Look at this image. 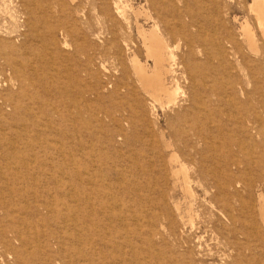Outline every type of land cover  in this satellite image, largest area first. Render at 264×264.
Here are the masks:
<instances>
[{"label": "rangeland", "instance_id": "obj_1", "mask_svg": "<svg viewBox=\"0 0 264 264\" xmlns=\"http://www.w3.org/2000/svg\"><path fill=\"white\" fill-rule=\"evenodd\" d=\"M117 2L123 4L127 19L115 13L113 0H0V94L17 92L24 82L31 92H38L40 102L58 104L64 100L71 105L79 98L81 109L80 125L69 126L74 144L61 142L65 151L73 145L71 150L77 155L74 164L66 167L54 158L60 143L54 139L48 151L42 149L45 159L14 165L0 157V166L53 180L50 195L58 190L60 199L67 198L63 196L64 185L75 189L82 184L81 179L91 183H84L91 203L85 208L90 234L83 236L82 245L77 240L83 233L75 224L64 222L61 216L53 220L55 216L46 210L35 209L32 199L27 201L28 212L22 217L31 219L36 227L30 234L31 248H27L31 256L23 253L21 264H264V235L261 239L245 236L222 212L226 202L236 205L239 195L250 201V195L237 187L221 191L213 181L223 184L226 178L236 183L259 175L264 179V171L257 167L259 157L264 160V148L259 147L264 142V113L259 94H255L263 80V71L258 68H264V41L247 9L251 0H150L148 5L145 0ZM139 6H149L157 15L159 32L171 43L178 37L171 38V33L190 36L194 59L200 64L197 67L194 61L195 67H189L185 74L188 80H181L177 102L157 107L154 114L148 109L146 95L130 93L137 76L128 61L126 43H133L139 59L146 60L134 18ZM245 19L255 31L257 51L244 41L241 24ZM138 20L145 29L152 25L142 17ZM181 43L173 49L174 54L189 63ZM219 47L223 56L215 55ZM147 63L153 65L152 61ZM13 68H18L16 75ZM51 78L61 90L68 91V96L62 91L52 96ZM117 84H128L129 88L116 91ZM9 109L3 107L5 115L0 121H13ZM192 116L211 120L207 129L210 145L187 150L180 146L178 155L192 180L198 177L209 191L206 195L202 187L193 184V224H185L174 203L185 210L189 199L180 189L172 190L167 165L171 153L163 149L160 135L164 134L173 147L179 146L178 129H187L188 123L183 122ZM186 129L185 134L190 135ZM2 150L0 144V154ZM155 165L162 167V181ZM14 200L20 208L21 199ZM0 223H6L1 211ZM79 249H83L81 254ZM2 260L0 257V264H15L5 255Z\"/></svg>", "mask_w": 264, "mask_h": 264}, {"label": "bare ground", "instance_id": "obj_2", "mask_svg": "<svg viewBox=\"0 0 264 264\" xmlns=\"http://www.w3.org/2000/svg\"><path fill=\"white\" fill-rule=\"evenodd\" d=\"M113 1H114L113 9L115 10V13L121 17L120 19H122V17H124V19H127V17H125L124 10H122L123 4L121 6L119 4L120 2H117L118 0H113ZM145 1L147 2L146 5H148V3L150 2V0H145ZM247 9H248L249 14L253 15L256 21V24H257V30H259L260 32L259 34H261L260 38L261 40L264 41V0H251V3L247 6ZM107 14L108 13H106V15ZM134 16H135L134 18H135V24H136V30H137L136 33H138L141 39L140 40L141 45H142L141 49L145 53L146 60L143 63L139 59V52L133 48L135 46L131 47V45L133 44L132 42H131L132 43L131 45L127 43L125 45L124 44L125 42L123 43V45H125L124 47L129 57L128 61L131 63L133 67L132 69H134L135 71L134 75L137 76L136 86L133 88H130V93L136 97L139 92L146 95L149 101L148 109L151 111V113L154 114L155 109L157 107H163L164 105H167L169 107L171 105H174L177 102V97H178L177 95H179V90L181 89V85H180L181 80L183 82H186L188 80V77L185 76V74L187 73L188 70L191 69V68L189 69V67L191 66L195 67L194 61L196 60L194 59V50L192 48L193 40L190 38V36L184 37V36H180L179 34H174L170 32L171 38H176L175 36H178V37L172 43L170 42L171 40L168 41V39L159 32L160 26L158 22L156 21L157 15L152 14L149 6H147V8H145V6L144 7L139 6L138 9L136 8V10H134ZM140 17H142L145 21L147 22L150 21L152 23L149 29H145L143 27L144 24L143 25L142 23L140 24L138 20V18ZM129 20L131 21L130 18ZM124 22L126 23V20ZM256 24L254 27H256ZM130 26L131 25L128 24V28ZM241 29H242V32L245 38L244 41L247 42L249 47L255 48L254 51L255 50L257 51V47H256L257 41L255 39L256 36L254 35L255 31L252 30L253 27L251 28L247 19H245L242 22ZM123 35L125 36V34ZM115 38H117V36H115ZM113 41L117 42L116 39H114ZM180 42L184 44V47L187 50L185 57L191 63L190 62L188 63L187 61L185 62L184 57H179L177 59L176 53L174 54L173 49L178 48L180 45ZM203 43H205V41ZM118 50H119V53L122 55L121 48H119ZM215 55L223 56V51L220 49V47L218 51H216ZM254 55H257V53ZM263 60H264V54L262 56V61ZM148 61L153 62V65L151 67L148 66V63H147ZM8 64L10 65L11 63L9 62ZM197 67H200V64L198 62H197ZM214 68L215 67H213V69ZM13 71L15 72V75H16V71H18V68L17 69L13 68ZM258 71L259 72L261 71V73L263 71L262 73L263 80L261 84L257 87V92L255 94L257 93L259 94L260 109L264 113V68L262 69L258 68ZM9 75L10 74H8V76ZM75 78L77 79L76 74H75ZM50 84L54 85L52 88L53 90L52 96H56V94L60 91H62L61 94H63L64 96H68V91L63 90V89L61 90V88L57 84L56 79L51 78ZM128 88H129L128 84H117L115 87L116 91H120L122 89H128ZM5 106L11 109L10 118L13 121L11 123L7 121H2V119L0 121V144L2 145V149H3L2 150L3 152L0 154V157L2 159L5 158L6 161L14 162V165L17 163L28 165L29 162L35 164V162L40 161L41 157H44V159L47 157L42 152V149L44 147V151L45 152L48 151L50 146H52V141L55 139L56 141L60 140V143L56 145L57 152H56V157L54 158L58 162L62 163L63 165H66V167L76 162L77 155L74 154V152L71 150L73 145L69 147L68 150L65 151L64 145H63V148H61L62 147L61 142H64V141L68 142V140H70L72 144H74L73 135L70 132L69 126L70 124L76 125V126L80 125V121H81L80 110L81 109H80V99L79 98H76L75 102L72 103L71 105H68L66 102H64V100H61V102L58 104L49 103V102L45 103L42 101L40 102L38 99V92L36 91L35 93L34 90L33 92H31L28 86H26L24 82H20V86L18 87L17 92L14 93L8 90L5 93L0 94V118H4L5 112L3 110V107ZM55 117H57L59 120H55ZM210 122L211 120L209 118L201 119L200 117H197V116H192L189 120H185L183 123L184 124L188 123L187 129L186 127L185 129L190 131L191 134L186 135L185 133H188V132H185V129L183 128H179L178 129V135H179L178 145L179 146L177 147H173L172 143H170V141L166 139L164 134L160 135L163 149L171 153L169 156L167 165L169 167L170 176L173 180L172 190L175 191L176 189H180L185 194V197L189 199V203L186 204L187 206L185 210H182L179 204L174 203V209L178 217L185 224H193V220L191 216L192 211H193L191 201L195 197L193 184H196L200 187H202L203 184L201 183V181H197L198 177L196 178V181H194V179L192 180V177L189 175L186 165L182 162L180 156L178 155V151H179L180 146H182V148L185 150L189 148L195 149V146L198 147L200 144L204 145V147L206 148L209 147L210 138H209V134H207V129L209 128ZM179 131H181V134H179ZM78 134L80 133L78 132ZM191 140H192V145L190 143ZM259 147L263 149L264 142H262L259 145ZM17 154L18 156H16ZM246 154L247 156H250L251 151L250 152L248 151ZM199 156L201 158L203 155L199 153ZM156 167H157V174L159 177L158 179L162 181V176H161L162 167L160 165H157ZM257 167L258 169L264 171V160H263V157L261 156L258 159ZM10 170L7 168L6 165L0 166V211L2 212L4 216V219H6V223L4 225L0 223L1 261L3 262L2 257L3 255H5L11 258L15 264H21L23 260V253H26L28 257L31 256L32 252L27 251V248H31L32 240H31L30 234L32 233V229H34L36 225L33 224L31 219L28 220L27 217H22L25 213L28 212L29 207H28L27 201L29 199H32L34 203L36 204L35 209L42 208L46 210L47 212H49L52 215V217L55 216L53 220L61 216L64 222L67 221L71 223L72 225L75 224L77 229L83 233L79 235V238L77 240L78 243L82 245L83 241L85 242L84 238H86V237L83 238V236L90 234V229L86 227V222H85L86 221L85 218L87 216V214H85V210H86L85 208H89L90 203H91L90 202L91 198L87 199L88 197L86 195V190L88 189L87 185L90 182L84 181V183L87 184L85 187L83 183V179H81L82 184L80 186L78 185V188H75V189L74 187H69V185L68 187L64 185L63 189L65 192V195L63 196L67 198L60 199L58 194H61V193L58 192V190L55 192V195H50L51 194L50 184L54 183L53 180H46L45 177L44 178L34 177L27 171H26L27 174L25 173L23 174L20 172V170H15V171L11 170L12 172H15L16 174H13L12 172H10V175H9ZM77 175L79 174L77 173ZM196 175L198 176V174ZM64 177H66V175ZM263 180L264 179L261 175L255 176L253 178L247 177L246 179L237 181L236 183H233L230 180L226 181V178H224L223 184H220L218 180L213 179L216 187L219 188L221 191L226 190L228 187H233V188L237 187V188H241L242 191H247L248 195H250V198H251L250 201L242 198L240 195L238 197L235 196L236 205L231 206L229 205L228 202H226L222 209V212L227 216L230 225H234L236 228L237 227L240 228L242 234H244L247 237L261 239L262 238L261 236L264 235V193H263L264 183L262 184ZM60 183H66V182L61 181ZM202 188H203V191L206 193V195H208L207 193L209 190L206 189L207 187L206 188L202 187ZM219 195H215L218 201H220ZM6 197L8 198L6 199ZM113 197L114 196H112V198ZM14 198L21 199L20 208H18L17 204L15 203ZM116 198L117 197H115V199ZM132 212H134V210ZM255 213L257 216L254 215ZM18 215L20 217L16 218V216ZM135 218L137 220V217ZM88 219L90 218L88 217ZM41 223L43 225V222ZM96 223L98 224L99 222H96ZM114 226H115V223H114ZM34 234H35V237H37V233L34 232ZM228 245L231 246L230 243H228ZM80 249H79L78 254H81V251L83 250V249L82 250ZM231 252L233 253V251ZM52 260H50V263L52 262Z\"/></svg>", "mask_w": 264, "mask_h": 264}]
</instances>
